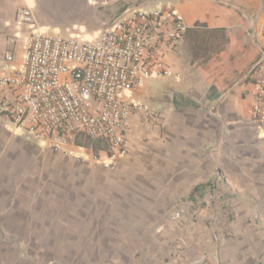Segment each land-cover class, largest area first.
<instances>
[{"label":"crops","instance_id":"obj_1","mask_svg":"<svg viewBox=\"0 0 264 264\" xmlns=\"http://www.w3.org/2000/svg\"><path fill=\"white\" fill-rule=\"evenodd\" d=\"M122 2L0 0V74L6 55L20 60L29 34L41 27L40 9L65 10L87 39L132 8L171 5L188 26L157 49L170 73L126 93L154 117L131 115L127 155L111 169L90 159L106 156V142L79 134L50 155L54 149L0 116V264H264V131L250 116L264 73V0ZM25 8L32 23L18 18ZM74 159L81 165L73 184L67 172ZM41 164L54 176L41 175L27 189V172L39 175ZM40 187L42 195L59 192L55 204L67 202L72 216L81 201L82 219L91 223L81 237L75 240L70 224L5 223L27 193L39 207L31 191ZM112 213L116 234L105 241L104 218ZM100 246L109 250L90 252Z\"/></svg>","mask_w":264,"mask_h":264},{"label":"built area","instance_id":"obj_2","mask_svg":"<svg viewBox=\"0 0 264 264\" xmlns=\"http://www.w3.org/2000/svg\"><path fill=\"white\" fill-rule=\"evenodd\" d=\"M18 18L32 23V11L21 9ZM187 29L171 5H159L125 10L93 39L33 30L20 60L13 54L5 57L0 116L25 127L36 141L54 150L66 149L79 134L106 142V156L94 154L90 159L111 169L127 155L131 115L143 110L154 117L126 93L148 77L170 73L157 49L165 39L178 40ZM255 91L250 116L264 131V73L257 78Z\"/></svg>","mask_w":264,"mask_h":264},{"label":"rangeland","instance_id":"obj_3","mask_svg":"<svg viewBox=\"0 0 264 264\" xmlns=\"http://www.w3.org/2000/svg\"><path fill=\"white\" fill-rule=\"evenodd\" d=\"M126 1L128 0H123V4H122V8L131 5V3H127ZM136 6H139L136 4ZM41 11V15H40V22H41V27H39L38 31L43 32V33H47V34H54V35H59V36H63V37H68V36H73V37H80L81 36V32H83V30H79V32H77L76 25H74V19L69 15L68 12H66L65 10H44V9H40ZM76 33H80V34H76ZM91 33V32H90ZM88 35V33H84L83 36ZM44 152H47V150H45ZM56 151L52 150V151H48L47 153H49L51 155L54 154ZM66 155V154H65ZM70 156L68 155V160ZM61 158V156L59 155V159ZM73 160V159H72ZM79 159H74L75 164L73 166V168L68 167V179L74 184V182H80L79 176L80 174L78 169V162ZM81 165V164H79ZM40 169L39 170V175L38 174H29L33 180H26L25 182V186L27 189L30 188V185L32 184V182L37 185L40 181V176H44V177H53L54 174L52 172V170L50 171V173L48 174L47 172H45L46 170V166L44 165H39ZM76 166V167H75ZM71 168V169H70ZM80 169V168H79ZM105 169V168H104ZM43 173H42V172ZM60 169L59 172L60 173ZM87 179H84L83 181L86 182ZM46 183H48V179L46 178ZM51 183V182H50ZM92 184V183H91ZM50 186L49 184H47V187ZM41 191L38 192V190L36 191H31L32 197L34 198V196L38 195V201H37V205L39 206L38 208H34L31 207L32 202H30V200H28V198L26 196H28L29 194L27 193L25 196V199H21L16 201V208L14 212H12L9 216H5V223H19V222H30V221H34V223H39V224H44V223H56V224H70L72 225L76 230H74V236H75V240L76 238L81 237L83 234V232L81 231V227H88L91 225L90 221L87 222L85 220L82 219L84 212L81 209V201L77 200L76 202H74L73 206L71 207L72 210L75 213V216H72L69 213V210L67 209V202L65 204V201L63 200L61 202V204H59V201L55 204L56 199L55 197L59 194L61 197V194L56 191H53L52 193L49 194L48 189L45 191L46 193H44L43 195L41 194L42 192V187ZM60 189V188H58ZM63 195V194H62ZM64 196V195H63ZM51 198V199H49ZM44 200V201H43ZM64 202V203H63ZM36 210V211H35ZM26 211V212H25ZM20 212V214H18ZM22 213V214H21ZM29 213V214H27ZM82 213V215H81ZM114 215L113 213L110 215H107L104 220H105V224H104V231L101 233L102 236L105 237V241L106 240H110L113 239L114 235L116 234V232L111 230V223L114 220ZM110 222L109 224L106 223ZM108 225V226H107ZM110 225V226H109ZM92 234V232L90 233V235ZM126 234V233H125ZM75 242V241H74ZM84 249V248H82ZM89 248H86L84 250L88 251ZM80 250V249H77ZM89 250H93V249H89ZM105 250H109V248L107 247H103L100 246L95 248V250L90 251V252H96L99 251L100 253L105 251Z\"/></svg>","mask_w":264,"mask_h":264}]
</instances>
